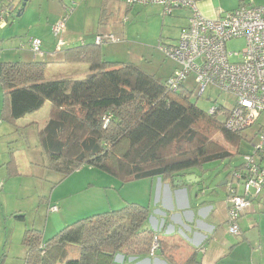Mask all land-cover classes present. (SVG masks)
Here are the masks:
<instances>
[{
  "label": "trees",
  "instance_id": "obj_1",
  "mask_svg": "<svg viewBox=\"0 0 264 264\" xmlns=\"http://www.w3.org/2000/svg\"><path fill=\"white\" fill-rule=\"evenodd\" d=\"M73 7H66L65 25ZM105 15L102 8L100 20ZM15 19L13 14L9 21ZM95 37L63 51L61 63L88 65L82 78L48 80L47 62L40 60L0 62L1 122L15 125L50 104L38 139L51 170L67 175L84 166L96 167L122 184L156 177L172 181L190 169L204 173L205 164L239 154L242 131L227 130L217 119L219 112L199 108L183 84L172 91L168 78L162 81L132 62L106 60L102 44L109 41L96 44ZM52 206L58 211L57 205L49 209ZM149 215L148 205L126 202L76 219L48 238L41 229L25 228L23 264H114L123 250L126 256L150 253L158 238L148 226ZM163 255L177 264L171 255ZM182 264L201 262L190 256Z\"/></svg>",
  "mask_w": 264,
  "mask_h": 264
},
{
  "label": "rangeland",
  "instance_id": "obj_2",
  "mask_svg": "<svg viewBox=\"0 0 264 264\" xmlns=\"http://www.w3.org/2000/svg\"><path fill=\"white\" fill-rule=\"evenodd\" d=\"M80 1L85 3L90 0ZM64 2L67 6L73 3L71 0H27L23 9H26L25 14L17 16L22 7L20 2L14 16L17 19L23 16L27 21H34L41 15L44 25L47 12H54V8L60 9ZM242 3L261 5L264 2L244 0ZM75 7L76 3L74 9ZM124 7L112 2L109 13L99 21V6L94 2L89 3L82 11L83 18L80 26H77L79 30L73 36L77 38L84 35V40H90V34L95 32L92 40L94 41L97 32L114 33L120 36L121 40L102 44L106 60L130 61L158 79L166 80L173 73L170 72L176 70L179 65L159 47L176 45L180 30L188 19L175 12L173 15L164 16L162 7L158 4H134V10L127 12ZM125 15L128 16L126 22L123 21ZM35 27L37 25L32 28ZM36 31H41V27ZM49 35L56 41L57 38L52 36L50 30ZM26 36H35V31H26ZM80 40L82 39H78L79 42ZM243 47V39L226 43L228 51L238 52ZM19 49H24L23 60H41L38 55L33 58L26 47ZM74 72L78 71L55 67L47 71V78L51 79L55 76L52 75L54 73L60 74V77ZM183 86L192 92L191 100L205 111L215 104L224 109H231L235 104L236 99L231 92H220L214 86H207L204 93L197 97L198 87L193 74L187 76ZM49 108L50 104L46 102L37 112L16 120L15 125L10 126L5 121L0 129V264L24 263L26 249L21 237L25 228L41 229L43 236L48 238L65 225L84 218V214L94 208L108 206L107 203L112 206L115 200L120 201L121 197L130 200L135 198V186L131 184L133 182L122 184L117 178L99 168L84 166L70 174L62 175L47 166V159L39 144L38 131L47 122ZM217 119L223 122L224 116L221 112L218 113ZM261 128L264 129V111L259 114L253 125L240 133L239 154L224 163L239 164L244 154L252 153L253 146L261 141L258 133ZM216 139L225 144L221 135H217ZM229 149L235 150L233 147ZM262 151L261 163L264 165V143ZM208 167H211L210 180L214 181V184L218 183L223 173L222 164L214 163ZM51 205H57L58 211H51Z\"/></svg>",
  "mask_w": 264,
  "mask_h": 264
},
{
  "label": "crops",
  "instance_id": "obj_3",
  "mask_svg": "<svg viewBox=\"0 0 264 264\" xmlns=\"http://www.w3.org/2000/svg\"><path fill=\"white\" fill-rule=\"evenodd\" d=\"M76 3L68 17L65 30L61 34L64 45L56 49V41L49 35V30L53 37L52 26L59 21L66 12L65 2L60 9L54 8V12H47L45 24L42 25L41 15L34 21H27L26 17L11 20L3 28H0V62L2 61H30L23 60L25 53L21 44L26 42V31H35L36 38L42 41L41 49L43 55L39 56L40 61L47 62V71L55 67L70 68L78 72L67 74L68 77L82 78L88 71L86 64H64L61 63L63 51L84 41L92 42L94 33L90 34V40H84V35L74 37L79 30L82 11L89 3L94 2L99 6V12L103 8L106 15L109 13V6L112 2L122 4L119 0H90L81 2L71 0ZM244 0H195L200 13L207 18H215L220 12L230 11L237 8ZM264 2V0H263ZM260 5V4H259ZM261 5H264L261 4ZM70 6V5H69ZM142 6V5H141ZM132 7H124L125 12L134 10ZM46 10H49L46 8ZM74 10V12H73ZM65 11V12H64ZM26 9L21 14H25ZM178 15L188 19V10L176 9ZM173 12V13H174ZM173 13L171 15H173ZM182 13V14H181ZM102 19V18H101ZM128 16L123 17L126 22ZM100 21V18H99ZM34 25L37 27L32 28ZM187 22L184 24L185 27ZM41 31H36L38 27ZM97 32L96 34H99ZM109 33V32H106ZM95 34V35H96ZM80 40V42L78 41ZM54 41V42H53ZM26 44V43H25ZM29 50L28 46H25ZM17 51H14V50ZM20 50V51H19ZM31 52V51H30ZM32 57L34 58L33 54ZM32 61V60H31ZM130 62V61H127ZM175 69V68H173ZM173 71L170 72V74ZM59 73V72H58ZM58 73H54L51 79L57 78ZM65 77V76H60ZM169 78V77H168ZM2 104V90L0 88V109ZM45 105V104H44ZM43 105V106H44ZM3 122L0 120V129ZM228 148L231 146L224 144ZM234 152L235 150H230ZM263 155V154H262ZM225 161H213L204 165L205 172L197 169H190L184 176H177L175 180H163L160 177L133 181L135 198L121 197L116 199L114 204L107 203L108 206L94 208L86 212V216L104 211L117 209L126 202L135 201L150 207L148 226L157 235L158 247L153 253H143L139 256L128 255L123 250L116 254L114 264H172L163 254L171 255L177 264L184 263L190 256H194L201 264H264V197L250 196L249 206L238 219L240 235H233L227 231V181L230 180L231 172L240 167L239 164H225ZM222 164L221 178L218 183L210 180V164ZM188 175L189 181L185 180ZM236 181H234V184ZM237 193H243L240 184H236ZM126 258V261H125Z\"/></svg>",
  "mask_w": 264,
  "mask_h": 264
},
{
  "label": "built area",
  "instance_id": "obj_4",
  "mask_svg": "<svg viewBox=\"0 0 264 264\" xmlns=\"http://www.w3.org/2000/svg\"><path fill=\"white\" fill-rule=\"evenodd\" d=\"M21 1L4 0L0 3V28L7 25ZM119 1L126 7L158 4L164 16L171 15L176 9L188 10V22L181 28L177 44L159 47L179 65L167 79L168 86L176 91L187 76L193 74L198 87L197 97L204 93L207 86H214L220 92H231L235 96L231 109L215 104L207 111L209 114L221 112L227 130L239 132L255 123L264 111V5L242 3L234 10L207 18L200 13L195 0ZM65 19L61 18L52 26L53 35L58 37L56 49L64 45L60 35L64 31ZM236 39H243L244 47L238 52L228 51L226 43ZM120 40V36L112 33H99L95 37L96 44ZM27 46L33 56L43 55L39 38H29ZM258 133L260 143L253 146L252 153L242 156V164L231 172L227 181L226 228L233 235H240L238 219L247 210L249 197H264V165L261 163L264 129ZM236 184L241 185L243 193H237ZM56 209V206H52L50 210ZM156 248L154 238L151 253Z\"/></svg>",
  "mask_w": 264,
  "mask_h": 264
},
{
  "label": "water",
  "instance_id": "obj_5",
  "mask_svg": "<svg viewBox=\"0 0 264 264\" xmlns=\"http://www.w3.org/2000/svg\"><path fill=\"white\" fill-rule=\"evenodd\" d=\"M25 3H26V0L24 1L23 6H22V8H21L22 11H23V9H24ZM19 15H20V14L17 13V16H19ZM192 176H193V175H188V176H186V177H185V180L188 182V181H189V177H192Z\"/></svg>",
  "mask_w": 264,
  "mask_h": 264
}]
</instances>
